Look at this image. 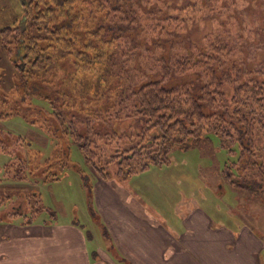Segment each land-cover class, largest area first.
<instances>
[{"label":"rangeland","instance_id":"374dc122","mask_svg":"<svg viewBox=\"0 0 264 264\" xmlns=\"http://www.w3.org/2000/svg\"><path fill=\"white\" fill-rule=\"evenodd\" d=\"M28 1L0 0V29H3L1 27L7 23L12 25L11 22L18 17L17 23L13 24V27L18 28V32L13 34L15 38L13 40L23 42L26 37L23 32L27 29L30 34L31 27L35 26L33 22L29 23L30 25L26 23L22 5ZM125 1L131 4V7L122 4V7L113 11L110 4L112 0H84L77 3L69 17L63 14L58 18L61 23L70 21L71 24L72 20L74 21L71 26L63 28L62 38L60 37L66 40L61 46H70L72 52L62 54L58 52L59 45L53 42L54 38L46 39L44 46L35 47L34 55H31L26 63L24 62L32 73V79H28L26 83L30 86L28 91L49 97L56 109L59 107L64 113H68L69 117L75 119L77 126L81 125L87 115H90L92 122L100 125L97 130L102 131L103 137L98 143L101 145L108 143V146L106 145L108 152L115 150L117 142L113 138L108 139L107 133L109 136L116 134L119 141L125 144L128 143L130 136L134 138L142 133L148 122L147 118L136 115L134 106L138 109L141 107L140 98L132 99L127 94L122 96L124 94L122 90L128 87L134 90L141 85L144 81L142 74L149 69L158 68V60L161 58L164 57L168 61L172 56H182L191 45L203 49L208 47L207 38L212 40L219 38L222 47H226L222 72L233 76L232 83L224 85L223 91L226 97L231 100L237 80L239 84L250 82L261 87L263 90L260 100L264 101V0ZM103 7L107 8L104 10ZM123 13L129 15L125 14L126 18L133 16V13L138 15V21L134 23L139 28L136 40L132 35L128 37L123 35V38L117 39L119 33L113 35L109 32V26L121 27ZM140 30L143 32L142 35L139 34ZM166 31L175 32L166 36ZM132 39L135 40L136 45ZM3 50L0 39V71H3V84L6 87L11 83L14 69L9 64L11 61H8V54ZM55 52L64 57L52 60ZM79 53L81 55H78ZM110 53L114 58L120 59L115 61V64L117 63L115 66L113 65L112 71L118 73L116 77H113L108 70L106 56ZM136 53L137 55H134ZM86 62L90 63L89 69L82 70L81 65ZM121 62H123L122 69ZM32 65L39 66L36 72L31 70ZM157 77L161 76L157 75ZM206 83L203 74L192 71L172 74L166 85L193 88L200 92ZM21 84L23 86V82ZM35 103L44 106L48 111L50 109L44 100L29 101V104H22L28 111L27 118L14 116L3 121L4 123L1 122L0 126L5 124L6 130L21 135V138H30L31 147L45 152V158L48 157L47 153L51 151L54 153L53 151L56 150L55 143L58 142L54 135L56 132L60 135L59 138L66 142L63 143L65 152L70 146V159L74 165L71 163L69 167L66 166L67 159L62 158V163H58L60 167L57 165L54 168V171L60 174V179L47 182L43 181V172H41L44 166L40 165L39 169H34L36 168L34 164L28 166L22 160L14 172L9 174L0 172L3 178L0 183L3 186L0 188L3 195H0V199L4 197V202L0 204V223L13 222L14 227H26L24 221L27 218H35L31 211V208L35 207H32L31 202L38 201L41 193L43 204L49 209L31 224L55 223L56 220L62 223L74 222L86 229H94L98 233L100 225L92 220L95 214L90 203L92 191L87 185L92 182V177L98 174L86 164L84 154L78 146L75 143H67L66 130L62 125L64 121H57L53 114L42 110ZM253 109L256 115L246 116H251L256 121L260 119L263 121L258 124L254 122L252 128L254 134L250 133V135L264 155V111L261 108L259 111L256 106ZM33 118L39 119L43 125L31 124ZM203 126L207 130V126ZM45 127H50L51 130ZM2 131L0 130V139L5 135ZM44 131L52 133L54 139L48 137L46 139ZM202 134L205 135V131ZM245 134L248 136L247 133ZM17 135H14L15 138L18 137ZM121 136H127V139H120ZM210 137V140L203 137L188 150L174 149L170 157L171 162L164 165L195 163V168L185 169V173L179 177L183 181L182 186L189 188L190 194L195 198L198 196L201 205L212 213L220 212L223 215L233 210L235 216L239 215L238 220L241 218L250 226L253 223L252 216L255 215V227L263 229L264 196L259 198L260 195H264V184L261 187L259 182L261 178L257 174L248 175L246 178H243V172L240 176L233 174L231 176L234 179L240 177V184L250 186L254 192L250 193L249 189H235L224 179L226 173L230 174L232 171L229 166L225 167V164L231 165L239 160L236 151H240V148H237L233 139H222L214 135ZM11 143L12 141L9 144ZM254 159L257 160L255 156L250 157L252 164ZM8 160V156H0V165ZM116 171L117 165H110L109 172L116 174ZM14 175L15 178L12 179ZM257 218L259 220H256ZM0 228L6 227L0 224ZM9 232L8 228L2 230L0 240L9 235ZM17 233L13 232V235L16 236Z\"/></svg>","mask_w":264,"mask_h":264},{"label":"trees","instance_id":"16d2710c","mask_svg":"<svg viewBox=\"0 0 264 264\" xmlns=\"http://www.w3.org/2000/svg\"><path fill=\"white\" fill-rule=\"evenodd\" d=\"M82 1L84 0H29L26 4H21L27 21L26 23L28 25L31 22L35 23V26H32L33 28L31 27L32 32L30 34H28L27 29L23 32L26 35L22 40L23 42L13 40L15 39L13 34L18 32V28L13 27V24L17 23L18 17H15L13 22H11L12 25H8L9 23H7L1 27L3 29H0V39L4 49L3 52L8 54V61H11L9 64L14 69V74L11 83L6 88L3 84V71H0V123H4L14 116H19L22 119L27 118L28 111L25 110L22 104H29V101L44 100L50 107L49 111L44 106L38 103L35 104L47 113L53 114L52 116L57 121H64L62 125L66 130L67 143H75L83 152L86 164L91 166L95 170V173L98 174L97 176L103 179H109L111 177L109 167L112 164L117 165V175L120 177H129L146 171L154 165H164L171 162L170 157L174 149L188 150L192 148L195 142L200 141L203 137H207L209 140L212 135L219 136L222 139L229 138L234 140L237 148H240V151H236L239 154V160L231 163V165L225 164V167L229 166L232 171L230 174L226 173L224 179L235 189H249L250 193H253V188L240 184V177L234 179L231 175L238 174L240 176L243 172V178H246L248 175L257 174L261 178L259 182L261 183V187H263L264 155L260 152L253 136L250 135V133L254 134L252 128L254 127L256 119H252L251 116H246L249 114L256 115L252 111L255 110L253 109L254 106L259 111L260 108L264 111V101L260 100V96H262L261 90L263 89L257 85H252L250 82L239 84L236 80V86L234 87L231 100L226 97L223 88L224 85L232 83L233 76L222 72L224 67L223 59H225L223 54L226 47H222L221 43H219V38L215 40L207 38L208 47H204V49L191 45L189 46L191 48L186 53H183L182 56H172L168 61L164 57L161 58L158 60V68L149 69L146 73L142 74L144 81L141 85L134 90L131 87L122 90V93H124L122 96L127 94L132 99L136 97L140 98L141 107L138 109L137 106H134L137 112L136 115L145 119L147 118L148 122L146 127L143 128L142 133L134 136V138L130 136L128 138L129 141H127L128 143L125 144L119 141L116 134L109 136V133H107L106 137L108 139L113 138L117 142L114 151L108 152V143H104L105 145L98 143L103 137L102 131L97 130L100 125L94 124L90 115H87L84 121L80 123L81 125L77 126L75 125V119L69 117L68 113H64V110L59 107L56 109L49 97L40 96L28 91V89L30 90V86H27L26 83L28 79H32V73L25 63L31 55H34L35 47L40 48L44 46V40L54 38L55 40L53 39V42L59 45L58 52L62 54L72 52L73 49L70 46H61L66 41L61 38L63 28L65 29L71 26L74 24V21L71 19V24H69L70 21L61 23L58 18L63 14L69 17L74 10V5ZM110 4L112 11L113 9L122 7V4L126 5L125 7H131V4H127L125 0H112ZM107 7H103V9L105 10ZM125 14L128 15L127 13H123L121 27L109 26V32L113 35L119 33L117 39L123 38V35L125 37L132 35L136 40L138 36L136 33L139 28L134 23L138 21V15L133 13V16L129 17V19L126 18ZM174 32L166 31L165 35L169 36ZM139 34L142 35L143 32L140 30ZM57 37L59 39L56 40ZM135 40L134 45H136ZM22 51L25 53L23 54ZM54 54L55 56L52 60L64 57L57 55V52ZM78 55L81 54L79 53ZM134 55H137V53ZM106 59L109 64L108 70L113 77H116L118 73L112 71L113 65L115 66L117 64H115V61H120V59L117 57L114 58L112 53L107 54ZM89 64L88 62L82 63V70L89 69ZM120 66L122 69L123 62L120 63ZM38 68V65H32L31 70L36 72ZM192 71L203 74L207 80V83L202 86L200 92L195 91L193 88L166 85L167 80L172 74ZM157 75L161 77H157ZM21 81L23 82V86ZM124 85L127 84L124 83ZM38 113L40 114V112ZM71 116H75V114H71ZM32 120L31 124L43 125V122L39 119L33 118ZM261 120H257L255 124H258ZM203 125L207 126V130L204 129ZM46 129L51 130L50 127ZM0 130H3L2 132L5 134L0 139V156L9 157V160L5 164L0 165V172L4 171V173L8 174L14 172L22 160L28 166L34 164L36 167L34 169H37L40 165L44 166L41 172H43V181L47 182L49 180L60 179V174L55 172L54 168L57 165V167H60L58 163H62V158L67 159L66 166L69 167L71 163L73 164L70 159V146L65 152V145L63 143L66 142L62 138H59L60 135L56 132H54L55 138L58 140L55 143L56 150L53 151L54 153L52 151L47 153L48 157L45 158V152L31 147L30 138H21V135L6 130L5 124H1ZM55 130L58 129L55 128ZM204 131L205 135L202 134ZM43 133L46 139L47 137L50 139L53 138L51 136L52 133L46 131ZM14 135L18 137L15 138ZM120 139H127V136H121ZM10 141H12L11 144H9ZM227 148L230 149L228 146ZM254 156L257 160L255 161L254 159L252 164L250 157ZM11 178L14 179L15 175ZM254 180L256 181V179ZM2 181L3 178L0 175V183ZM1 187L3 186L0 184ZM236 192L238 193V191ZM0 195L3 194L0 192ZM262 196L264 195H260L259 198H263ZM3 200L4 197L0 199V204L4 202ZM31 203H33L32 207H35L31 208L35 218H27L24 221V225L26 226L34 222L43 212L47 213L49 209L43 204L41 193L38 196V201ZM4 223L0 224L5 227L10 226L9 222L4 221Z\"/></svg>","mask_w":264,"mask_h":264},{"label":"crops","instance_id":"0c3cea01","mask_svg":"<svg viewBox=\"0 0 264 264\" xmlns=\"http://www.w3.org/2000/svg\"><path fill=\"white\" fill-rule=\"evenodd\" d=\"M190 163L92 177L98 233L74 222H9L0 228L11 232L0 240V264H264V228L255 227V215L250 226L233 210L223 215L201 205L179 177L196 167Z\"/></svg>","mask_w":264,"mask_h":264}]
</instances>
